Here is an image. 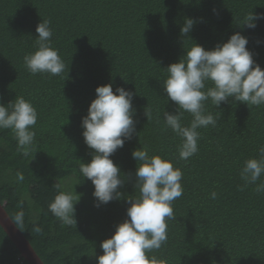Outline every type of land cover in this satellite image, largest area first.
<instances>
[{
	"label": "trees",
	"instance_id": "1",
	"mask_svg": "<svg viewBox=\"0 0 264 264\" xmlns=\"http://www.w3.org/2000/svg\"><path fill=\"white\" fill-rule=\"evenodd\" d=\"M251 11L264 14V0H0V104L22 96L38 114L27 154L18 151L11 129L0 130V204L11 219L23 211L24 227L15 225L44 264H97L101 242L127 218V198L139 194L138 163L131 155L139 147L183 173V195L172 205L175 218L166 221L167 240L148 256L167 264H264V192L240 176L244 161L259 158L264 146V105L229 98L216 108L206 101L205 112L219 120L197 130L199 150L187 160L179 158L181 138L163 121L164 111L177 108L163 90L164 69L192 41L208 50L240 32L264 69V19L255 21V29L242 24ZM185 18H203L188 34L192 41L180 34ZM43 20L50 21L52 46L68 65L59 76L33 75L24 64L36 50L35 29ZM109 83L114 92L124 87L134 93L136 132L110 157L125 178L120 199L94 207V186L79 171L93 151L84 143L81 118L96 87ZM191 119L185 112L182 124ZM262 182L264 175L257 184ZM55 185H74L80 194L76 226L49 211ZM0 264H27L1 227Z\"/></svg>",
	"mask_w": 264,
	"mask_h": 264
},
{
	"label": "clouds",
	"instance_id": "2",
	"mask_svg": "<svg viewBox=\"0 0 264 264\" xmlns=\"http://www.w3.org/2000/svg\"><path fill=\"white\" fill-rule=\"evenodd\" d=\"M215 14L216 10L212 9ZM264 19V14H253L244 18L249 29H255V21ZM203 22L185 18L180 28L181 36L191 40L188 34L194 25ZM36 50L24 56V64L33 75L48 73L62 75L66 66L58 50L51 43L52 29L50 21L37 24ZM192 41V40H191ZM248 38L240 32L233 33L226 42L217 43L206 50L192 41V46L175 63L164 70L167 78L163 81V90L177 106L174 113L163 112L166 129H170L181 143L179 158L187 160L198 152L199 128L215 127L219 116L205 112V102L211 99L218 108L229 98L246 103L248 106L264 105V69L253 59V53L246 47ZM257 43H260L257 41ZM211 82V86L207 82ZM95 98L90 102L87 115L81 118L84 143L92 149L91 159L80 161L79 171L94 186L92 196L94 207L119 200L118 191L125 182L120 168L110 157L122 148L126 140L135 134V109L132 100L134 93L124 87L111 83L97 86ZM191 114V122L182 124L184 113ZM147 119L150 113H146ZM38 114L30 101L24 97H15L6 106L0 104V130L11 129L17 140L18 151L23 154L33 147L35 132L31 129L37 123ZM138 163L135 169V187L137 196H129L126 209L127 218L115 226L110 238L103 240L100 247L102 255L96 258L97 264H167V260L148 256L152 250H158L167 240V220L174 219L173 202L183 195L181 184L182 171L160 155H149L147 148H138L131 153ZM264 175V146L259 149V158L244 161L240 176L245 185H256L257 192H264V182L257 184ZM17 180H23V174L17 172ZM57 194L49 203V211L66 226H76L75 205L80 194L74 185L65 189L55 185ZM212 192L211 198L216 199ZM19 228L24 227V213L17 212L12 218ZM33 231L39 233L40 227L33 221Z\"/></svg>",
	"mask_w": 264,
	"mask_h": 264
},
{
	"label": "water",
	"instance_id": "3",
	"mask_svg": "<svg viewBox=\"0 0 264 264\" xmlns=\"http://www.w3.org/2000/svg\"><path fill=\"white\" fill-rule=\"evenodd\" d=\"M0 227L3 229L9 240L18 250L21 258L27 264H44L29 241L24 237L23 233L14 224L10 216L0 204Z\"/></svg>",
	"mask_w": 264,
	"mask_h": 264
}]
</instances>
